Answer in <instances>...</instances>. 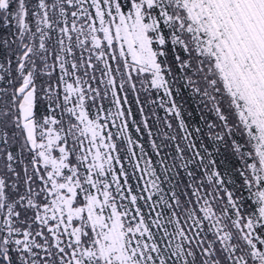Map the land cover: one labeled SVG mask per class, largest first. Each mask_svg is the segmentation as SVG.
Here are the masks:
<instances>
[{"label": "snow or ice", "instance_id": "1", "mask_svg": "<svg viewBox=\"0 0 264 264\" xmlns=\"http://www.w3.org/2000/svg\"><path fill=\"white\" fill-rule=\"evenodd\" d=\"M0 264H264V0H0Z\"/></svg>", "mask_w": 264, "mask_h": 264}]
</instances>
